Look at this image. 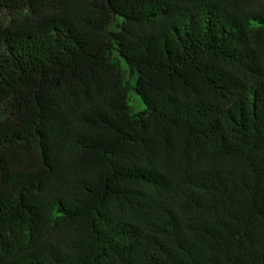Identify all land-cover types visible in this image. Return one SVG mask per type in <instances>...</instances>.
<instances>
[{
	"label": "trees",
	"instance_id": "16d2710c",
	"mask_svg": "<svg viewBox=\"0 0 264 264\" xmlns=\"http://www.w3.org/2000/svg\"><path fill=\"white\" fill-rule=\"evenodd\" d=\"M0 264H264V0H0Z\"/></svg>",
	"mask_w": 264,
	"mask_h": 264
},
{
	"label": "rangeland",
	"instance_id": "374dc122",
	"mask_svg": "<svg viewBox=\"0 0 264 264\" xmlns=\"http://www.w3.org/2000/svg\"><path fill=\"white\" fill-rule=\"evenodd\" d=\"M130 105L134 111H140L144 108L142 99L134 90L130 91Z\"/></svg>",
	"mask_w": 264,
	"mask_h": 264
}]
</instances>
